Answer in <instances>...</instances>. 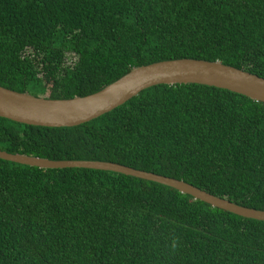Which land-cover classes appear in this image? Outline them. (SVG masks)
<instances>
[{
  "label": "trees",
  "instance_id": "trees-1",
  "mask_svg": "<svg viewBox=\"0 0 264 264\" xmlns=\"http://www.w3.org/2000/svg\"><path fill=\"white\" fill-rule=\"evenodd\" d=\"M180 59L264 79V0H0L12 91L86 97ZM0 150L113 162L264 210V103L216 87H151L70 128L0 117ZM0 264H264V221L111 171L0 159Z\"/></svg>",
  "mask_w": 264,
  "mask_h": 264
},
{
  "label": "water",
  "instance_id": "water-1",
  "mask_svg": "<svg viewBox=\"0 0 264 264\" xmlns=\"http://www.w3.org/2000/svg\"><path fill=\"white\" fill-rule=\"evenodd\" d=\"M197 84L216 87L264 103V79L219 61L180 59L132 69L118 81L86 97L53 100L20 93L0 86V117L37 127H76L91 122L124 105L141 92L159 85ZM0 159L39 169H90L111 171L159 183L234 215L264 221V210L240 206L184 181L130 168L113 162L53 161L10 154L0 150Z\"/></svg>",
  "mask_w": 264,
  "mask_h": 264
}]
</instances>
